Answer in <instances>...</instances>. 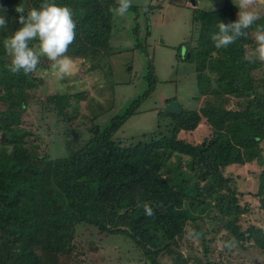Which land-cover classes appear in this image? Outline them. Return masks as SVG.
<instances>
[{"label": "trees", "instance_id": "trees-1", "mask_svg": "<svg viewBox=\"0 0 264 264\" xmlns=\"http://www.w3.org/2000/svg\"><path fill=\"white\" fill-rule=\"evenodd\" d=\"M54 2L71 7L77 23L67 56L96 65L113 56L114 14L109 8L116 0ZM42 3L0 0V15L6 14L8 20L7 28L0 29V264H80L71 256L79 227L122 237L149 264H163L159 258L164 254L176 255L175 264L191 260L227 264L211 254L215 241L211 234L222 231L223 243L234 241L227 252L249 246L264 253V229L244 216L256 203L264 222V63L243 59L256 47L254 32L264 26V14L246 37L217 49L211 35L220 21H234L237 12L228 2L222 9L194 13L192 41L178 47L186 46V52L183 58L179 51L177 58L195 65L199 109L181 104L180 114L162 109L154 131L119 137L157 90L159 81L150 61L144 95L108 126L93 125L83 135L65 139L68 154L52 158L38 151L40 125L50 132L56 122L70 125L78 114L74 103L85 96L69 91L52 98L46 89L51 77L46 57H41L36 73L13 75L5 68L10 58L3 48V40L22 27L15 7L22 4L27 13ZM151 10L150 5L146 13ZM129 11L141 9L132 6ZM133 34L136 47L142 48L139 23ZM31 82H46L41 100L31 102L27 94ZM174 101L177 98L167 100V105ZM33 103L39 125L27 128L23 117ZM201 124L210 133L201 134L202 140L196 142L191 134L200 132ZM252 163L259 166L253 193L242 190L228 172ZM138 200L151 206L155 215L146 216ZM188 227L203 246L202 258H184L175 251Z\"/></svg>", "mask_w": 264, "mask_h": 264}, {"label": "rangeland", "instance_id": "rangeland-1", "mask_svg": "<svg viewBox=\"0 0 264 264\" xmlns=\"http://www.w3.org/2000/svg\"><path fill=\"white\" fill-rule=\"evenodd\" d=\"M228 2L238 13L233 0H133V6L140 8L141 11H129L125 17L114 15L111 37L114 54L106 62L101 60L96 65L82 58L73 59L78 65V71L60 80L52 76L51 62L46 58V68L48 75L51 76L47 81L46 89L52 94V98L54 95L69 91L83 94L85 97L81 103H74L73 108L78 114L77 119L70 125L56 122L51 125V132L40 125L39 153L49 154L52 158L66 156L69 150L64 146L65 139L74 138L78 134L83 135L84 131H88L93 125L106 127L115 117L122 115L130 104L149 89L147 75L150 61L154 65L159 81L157 90L152 98L144 103L141 113L131 118L124 126L119 137L131 138L154 131L157 128L158 112L165 109L167 100L171 98H177L185 109H199L195 65L177 58L179 51L183 58L186 52V46L181 50H178V47L192 41V32L195 30L193 16L197 10L214 11L225 8ZM150 5L153 10L146 13V8ZM257 9L262 16L264 3H258ZM137 23L141 28L140 39L144 44L142 48L136 47L133 34ZM148 30L149 37L146 36ZM97 67L100 69L96 70ZM44 85L39 82L30 83V91L27 94L31 97V102L43 98ZM37 109L35 103L28 106L23 117L25 127L39 125ZM199 131L191 134L196 142L202 140L201 134L210 133L209 127L205 124H201ZM258 171L259 166L256 163L236 166L228 170L229 174H233L237 179L239 187L251 193L256 189ZM247 198L252 203L255 202L252 197ZM253 209V212L244 215L245 218H248V222L252 221L253 224L264 229V222L256 203ZM259 219L261 221H258ZM211 235L215 238L211 244L212 258L218 262L264 264V253L261 250L248 246L247 250L243 247H235L231 252H227L222 247L224 231ZM75 245L76 249L71 256L80 264H149L129 241L119 236H102L93 228L79 227ZM175 251L184 258L188 256L202 258L203 246L188 227L186 239L181 247L175 248ZM176 257V255L172 257L164 254L159 259L163 264H175ZM189 264H194L193 260L189 261Z\"/></svg>", "mask_w": 264, "mask_h": 264}, {"label": "clouds", "instance_id": "clouds-1", "mask_svg": "<svg viewBox=\"0 0 264 264\" xmlns=\"http://www.w3.org/2000/svg\"><path fill=\"white\" fill-rule=\"evenodd\" d=\"M233 3L238 9L237 18L228 23L220 21L218 31L211 35L217 49H227L238 39L248 35V30L256 26L260 19L257 4L264 3V0H233ZM132 6L133 0H116V6L110 7L109 11L116 16L125 17ZM15 12L19 14L18 23L22 27L3 40V48L10 58V62L5 65L6 70L13 75L34 74L41 57H46L51 62V74L56 79L63 80L68 75H74L78 71V65L67 56L68 49L76 38L77 23L73 9L66 5L59 6L54 0H43L39 8H32L26 13L24 6L19 4L15 7ZM7 25L6 14L0 15V29L7 28ZM254 39L256 47L251 52H246L243 59L248 63H264V26L255 28ZM137 206L143 207L146 216L155 215L153 208L147 203L141 204L138 200ZM222 247L231 250L234 241H226Z\"/></svg>", "mask_w": 264, "mask_h": 264}, {"label": "water", "instance_id": "water-1", "mask_svg": "<svg viewBox=\"0 0 264 264\" xmlns=\"http://www.w3.org/2000/svg\"><path fill=\"white\" fill-rule=\"evenodd\" d=\"M165 110L166 112L176 113V114H180L182 112V108L180 107V104L178 101L168 104L165 107Z\"/></svg>", "mask_w": 264, "mask_h": 264}]
</instances>
